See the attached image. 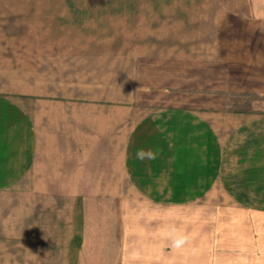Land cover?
Wrapping results in <instances>:
<instances>
[{
	"label": "crops",
	"instance_id": "0c3cea01",
	"mask_svg": "<svg viewBox=\"0 0 264 264\" xmlns=\"http://www.w3.org/2000/svg\"><path fill=\"white\" fill-rule=\"evenodd\" d=\"M225 13L216 43L230 51L215 61L264 96V0ZM103 58L40 57L37 83L6 74L0 264H264V111L216 90L212 107L174 101V85L159 102L155 82L137 86L140 57Z\"/></svg>",
	"mask_w": 264,
	"mask_h": 264
},
{
	"label": "rangeland",
	"instance_id": "374dc122",
	"mask_svg": "<svg viewBox=\"0 0 264 264\" xmlns=\"http://www.w3.org/2000/svg\"><path fill=\"white\" fill-rule=\"evenodd\" d=\"M229 1L0 0V86L13 70L21 79L26 70L37 83L40 57H104L106 66L115 65L111 58L140 57L137 86L151 89L155 82L159 102L168 101L163 89L174 85V101L190 97L192 106L212 107L216 90L224 103L264 111V96L244 91L215 61L230 51L216 43ZM151 93L140 97L149 102Z\"/></svg>",
	"mask_w": 264,
	"mask_h": 264
},
{
	"label": "clouds",
	"instance_id": "9594fccd",
	"mask_svg": "<svg viewBox=\"0 0 264 264\" xmlns=\"http://www.w3.org/2000/svg\"><path fill=\"white\" fill-rule=\"evenodd\" d=\"M135 155L137 160L143 161L145 159H156L157 154L153 152L152 149H138ZM162 234L171 242L172 246L175 248L182 247L187 241V237L175 225L165 226L162 229Z\"/></svg>",
	"mask_w": 264,
	"mask_h": 264
}]
</instances>
